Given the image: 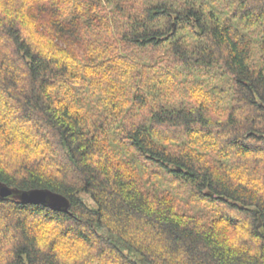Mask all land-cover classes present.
<instances>
[{"label":"trees","instance_id":"trees-1","mask_svg":"<svg viewBox=\"0 0 264 264\" xmlns=\"http://www.w3.org/2000/svg\"><path fill=\"white\" fill-rule=\"evenodd\" d=\"M0 94L68 203L0 198V264H264V0H0Z\"/></svg>","mask_w":264,"mask_h":264},{"label":"water","instance_id":"water-1","mask_svg":"<svg viewBox=\"0 0 264 264\" xmlns=\"http://www.w3.org/2000/svg\"><path fill=\"white\" fill-rule=\"evenodd\" d=\"M14 196L24 203L47 204L66 210L68 203L64 197L45 189L18 190L0 183V198Z\"/></svg>","mask_w":264,"mask_h":264},{"label":"rangeland","instance_id":"rangeland-1","mask_svg":"<svg viewBox=\"0 0 264 264\" xmlns=\"http://www.w3.org/2000/svg\"><path fill=\"white\" fill-rule=\"evenodd\" d=\"M1 98L4 99L3 96ZM7 102L11 103L10 101H7ZM9 103L6 104L7 106L5 108L3 107L2 112H10L11 110L13 111V109L11 108V106H10ZM4 116H6V115H4ZM11 123H12L11 126H10L11 130H13L14 132H15V130L17 131V129H16L17 128V125L16 124H13V123H15V121L14 122H11ZM31 127L32 126H30V125H26L25 126V128H26L25 131H27V129L29 130ZM18 128L24 129V127H20V126ZM80 195L84 198L85 202L90 207L96 206L95 203H94V201L90 197L88 198V195L87 194H84L83 193V194H80ZM1 218H2V215L0 213V220H2ZM0 224H1V222H0ZM101 231H103V230H101Z\"/></svg>","mask_w":264,"mask_h":264}]
</instances>
